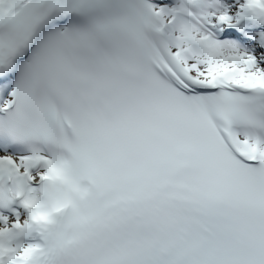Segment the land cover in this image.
<instances>
[{
    "label": "snow or ice",
    "instance_id": "6c2138e0",
    "mask_svg": "<svg viewBox=\"0 0 264 264\" xmlns=\"http://www.w3.org/2000/svg\"><path fill=\"white\" fill-rule=\"evenodd\" d=\"M0 264H264V0H0Z\"/></svg>",
    "mask_w": 264,
    "mask_h": 264
}]
</instances>
